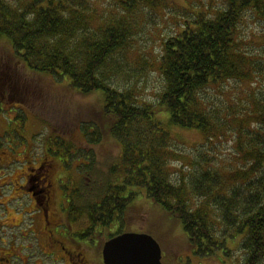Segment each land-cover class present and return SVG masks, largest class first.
<instances>
[{
    "label": "trees",
    "instance_id": "16d2710c",
    "mask_svg": "<svg viewBox=\"0 0 264 264\" xmlns=\"http://www.w3.org/2000/svg\"><path fill=\"white\" fill-rule=\"evenodd\" d=\"M114 1L118 12L100 11L92 0H0V40L6 39L5 49L18 64L59 82L68 79L84 95L103 91L99 125L83 130L92 142L114 138L122 152L93 200L81 203L83 189L73 205L90 219V242L125 232V214L141 189L183 223L197 254L228 251L227 240L239 234L245 264H264V87H252L249 104L226 88L232 82L238 87L264 82V0H207L189 8L176 33L163 39L156 69L162 90L155 101L141 99L135 87L117 78L134 49L138 18L156 10L160 0ZM251 22L261 30L248 32ZM9 64L6 57L0 60V67ZM4 73L5 79L18 80L8 69ZM214 92L223 94V107ZM162 114L174 128L202 132L209 141L230 132L216 130L230 129L240 165L231 179L240 182L228 183L219 167L209 166L204 151L186 156L191 170L172 180L171 134ZM196 196L205 201L194 205ZM211 205L223 216L219 222ZM217 224L231 234L225 230L218 237Z\"/></svg>",
    "mask_w": 264,
    "mask_h": 264
},
{
    "label": "rangeland",
    "instance_id": "374dc122",
    "mask_svg": "<svg viewBox=\"0 0 264 264\" xmlns=\"http://www.w3.org/2000/svg\"><path fill=\"white\" fill-rule=\"evenodd\" d=\"M203 1L207 0H160L156 10L152 11L151 8L141 15L138 18L139 31L134 38V49L127 55V61L120 66L122 72H119L117 82L121 85L131 84L141 99L155 101L156 95L162 90V79L156 69L163 39L176 33L183 18L190 14L189 8L194 9ZM92 2L100 11L118 12L114 0H92ZM261 28L262 26H259L258 23L251 22L248 32L252 30L257 32ZM255 39L259 40L258 38ZM5 40H0V60L6 57L11 64L8 65L9 68H5L4 65L0 67V133L4 131V137L0 136V142L4 146V150H12L13 152L22 149L27 150L32 145V154L41 155L43 154V144H49L55 138L59 142L58 135L62 132L67 133L68 142L77 145L78 155L82 152L88 157L85 159L88 175L84 179L86 182H83L86 195L81 203H87L88 199H90L89 201L93 200L99 189L108 182L110 166L113 162H120L122 152L121 146L114 138L106 136L99 142H92L83 130V125L91 128L99 125L98 113L104 105L103 91L98 90L89 95H84L72 88L68 79L59 82L57 77L50 73L34 69L28 71L26 66L18 64L12 54L5 49ZM4 69L5 71L8 69V73L14 74L18 80L13 82L5 79ZM252 83V80L245 81L241 87H238L240 85L232 82L226 87L231 89L227 92L235 99L242 97L244 103L249 104L248 101H251V98L246 100L249 98L252 87H264V82L261 85ZM214 94L218 106L223 107L219 102L220 98L223 99V94L218 92H214ZM236 102L235 100L233 104ZM160 118L164 120L171 134L168 140L171 156L167 157V167L172 180L179 181L183 173L187 174L191 170L190 158L187 159L186 156L193 155L196 157L204 151L210 158L209 166L212 168L219 167L228 183H231L230 180L240 182V180L231 179L232 173L236 172L240 165L237 162V150L234 147L230 129L220 128L216 130L230 132L226 133L225 136L219 133L217 137H212L209 141L202 132L187 131L169 125L167 115L162 114ZM247 126L250 127L248 122ZM62 136L64 138L65 134ZM13 155L16 159L23 157V153L19 156L17 153ZM10 158H13L12 154L4 153V159ZM233 159H236V162ZM76 164L75 159L73 160L70 181L79 180L82 175V167H78L76 170ZM14 165L17 166V163ZM86 165L81 166L85 168ZM17 169V172H20V168ZM115 183L118 182L115 181ZM76 186H80L79 182L78 185L75 182L72 184L70 192ZM139 191L141 193L135 197L125 214L124 219L128 224L125 232H143L153 236L162 248L165 264H200L201 261V264H245L246 252L241 248L239 240L241 235L239 234H236L235 237H229L227 240L226 247L230 250L227 251L224 248L208 258H201L200 260V257L192 252L183 223L160 205L153 203L145 191L141 189ZM10 193L12 191H5L4 197L10 196ZM190 194L193 195V193ZM194 199L193 201L196 202L194 205L205 201L202 196H196ZM21 201L23 205L20 204ZM24 203L25 198L17 200L9 197L8 206L14 210V208L24 207L27 204ZM211 207L212 218L219 222L223 216L220 215L216 206L211 205ZM14 214L12 217L14 220L9 221L11 224H16L20 220V214L16 212ZM75 216L77 215L75 214ZM77 217L73 228L90 227V219L86 215ZM27 223L28 221H25L23 224ZM215 230L221 239L223 232L228 231L227 227H221V224H217ZM228 234H231V231H228ZM105 240L104 237L99 238L98 248L87 247L91 264H98L100 250ZM94 245L93 242L92 246Z\"/></svg>",
    "mask_w": 264,
    "mask_h": 264
},
{
    "label": "flooded vegetation",
    "instance_id": "af4514ba",
    "mask_svg": "<svg viewBox=\"0 0 264 264\" xmlns=\"http://www.w3.org/2000/svg\"><path fill=\"white\" fill-rule=\"evenodd\" d=\"M0 136L4 137V131ZM58 137L59 142L52 138L49 144H43L41 155L32 154V145L28 147L30 149L13 152L4 150L0 142V264H91L87 247L98 248L101 237H94L92 243L95 245L92 246L87 235L88 226L73 228L77 216H87L84 210L73 205L79 200L83 182H86L88 167L85 159L88 157L82 152L78 155L77 145L68 142L67 133L62 132ZM4 153L12 154L13 158L4 159ZM15 153L17 156L23 153L22 159H16ZM75 159V169L82 167V175L79 180L70 181ZM74 182L77 185L79 182L80 186L70 192ZM7 190L12 193L5 198ZM9 197L17 200L25 198L24 204H27L12 210L8 206ZM20 204L23 205L22 201ZM15 212L20 214V220L11 224L9 221L14 220ZM25 221L28 223L23 224ZM105 242L98 264H104L102 249ZM240 245L243 249V244ZM192 252L200 260L214 255L197 254L195 248ZM162 263L165 264V257H162Z\"/></svg>",
    "mask_w": 264,
    "mask_h": 264
},
{
    "label": "water",
    "instance_id": "95a60500",
    "mask_svg": "<svg viewBox=\"0 0 264 264\" xmlns=\"http://www.w3.org/2000/svg\"><path fill=\"white\" fill-rule=\"evenodd\" d=\"M102 255L104 264H163L160 244L143 232L126 231L109 238Z\"/></svg>",
    "mask_w": 264,
    "mask_h": 264
}]
</instances>
